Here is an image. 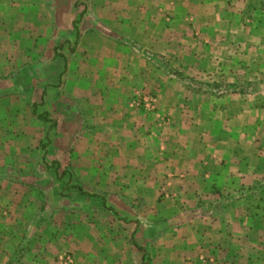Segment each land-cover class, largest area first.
Returning <instances> with one entry per match:
<instances>
[{
	"label": "crops",
	"instance_id": "obj_1",
	"mask_svg": "<svg viewBox=\"0 0 264 264\" xmlns=\"http://www.w3.org/2000/svg\"><path fill=\"white\" fill-rule=\"evenodd\" d=\"M78 3L0 0V264H59L64 253L77 264H258L246 202L263 199L264 132L246 127L250 116L264 121V32L260 41L244 21L233 51V37L216 34L228 26L230 0ZM235 52L237 64L228 60ZM215 60L255 79L226 94L227 112L211 110L215 95L200 78L216 74ZM190 74L204 91L195 93ZM154 85L149 113L135 96ZM40 92L56 123L47 131L57 143L52 164L38 153L42 136L28 153L19 146L32 136L29 120H41L32 109ZM245 187L257 191L246 198ZM236 192L247 216L224 211ZM208 202L214 212L199 208Z\"/></svg>",
	"mask_w": 264,
	"mask_h": 264
},
{
	"label": "rangeland",
	"instance_id": "obj_2",
	"mask_svg": "<svg viewBox=\"0 0 264 264\" xmlns=\"http://www.w3.org/2000/svg\"><path fill=\"white\" fill-rule=\"evenodd\" d=\"M230 1H232V6L230 7V10L227 11V14L226 15L224 14V17H227L228 26L224 25V26H220V27L216 28V29H218V30H216L217 31L216 34H218L220 36H227L228 38L233 37V39H232V47L236 49V50H233V51H238L239 47H240L239 46L240 43H239L238 37H239L240 34L241 35L244 34V28H242V24H243L244 21H246L248 23L247 30L253 29V31H252L253 33L250 31V33H252L251 35L255 36V35H259L260 34L258 36V38L260 39V41L262 40L261 34L264 32V24L259 23V26H256V27H253V28H251L249 25L252 22L255 24V21L257 19L258 20L262 19V18L264 19V0H230ZM78 2H79V0H76V4L79 6ZM237 8H240V9L238 10ZM232 23H235V24L231 26L230 24H232ZM241 29H243V33H242ZM254 30L257 31V33H255ZM247 37H249V36H247ZM251 40H252V42L255 41L254 38H252ZM218 45L216 47H218ZM57 46L58 47H56L55 56H56V58L59 59V62L57 64V69L59 70V73L57 75L56 82H57L58 78H60L61 75H62V63H61L62 62V57H60V56H62V44H60V45L58 44ZM65 46H66V44L65 45L63 44V48ZM67 47H68V45H67ZM243 48H248V47L243 45ZM57 55H59V56H57ZM235 58H238V53L237 52H235V55L232 57V59L228 58V60H233V62L235 64H237L238 60H236ZM262 58H263V56H261L259 61H261ZM215 61L216 62L213 65V67H214V72H215V68H216V72H215L216 74L214 76L207 74V76H206L204 74V72L206 73L207 71L204 70V72L202 73L203 75H201L200 78L208 80L207 83H206V85L208 86V89H206L207 90L206 93H211V94L215 95V97H214L215 98V102L212 101V103H214L213 106H215V107H214V109L211 108V110L212 111L215 110L214 113H217L216 110H218V109L220 111L227 112L228 108L224 109L225 106H224V108H222V102H225V100L228 98V96L226 94L229 93V95H230V94H233V92H237V87H239V82H241V84H242V81H243V86H244L245 83L246 84L247 83H250V84L255 83V79H254V75L253 74L249 75V73H251L250 69H247L246 73H247L248 77L245 80L244 79V74L245 73H243V74L240 73L238 65H235V64L232 63L231 64V66H232L231 68H230V66L224 67L223 64L227 65L229 63V61H225V60H222V61L215 60ZM221 63H223V64H221ZM253 63H254V60L252 61V66H253ZM235 66L237 67V69H236ZM247 68H249V65L247 66ZM261 71H262L261 69L257 70V72L260 73V76H262ZM44 74H45V72H44ZM190 75H192V76H190V78H192V80L194 79L195 81H192V82L189 81V80H186V81L191 86H194L195 88L199 89V90L197 89V92H195V93H201V91H204V90H202V87L199 86V85L204 84V81H197L198 78H196V76H198V74L196 76L194 74H190ZM239 76H241V80H240ZM249 77L251 78L252 81L251 80L248 81ZM212 78H215V79H212ZM260 78H261V80L264 81V76H263V78L262 77H260ZM231 83L232 84L237 83L238 85L233 87V86L230 85ZM152 84H154V83H152ZM209 85H214V89L213 90H209L210 89ZM263 85H264V83H263ZM154 86L155 87H153V88H151L150 86H149L150 88L149 87L147 88V86H143V87H141L142 89L137 91L136 96H135V101H136L137 107L139 106V104H138L139 101L138 100H139V98H141V96L143 97V96L149 94V95L154 96V98L156 100V95H155L154 91H156L155 88L157 86L156 85H154ZM207 86H205V88ZM217 87H219L220 89H218ZM231 90H233V91H231ZM43 92L45 93V90ZM41 94H42V92H40L39 93V97L36 98V102H35L36 105L33 104V107H32L34 114L35 115L37 114L38 116L41 115V114H45L46 115L47 114L46 113L47 112V107H49V108L51 107L50 105H46V100L44 99L45 100L44 101L43 97L41 98ZM58 97H59V94L56 93V95L54 96V100H57ZM62 101H63V99L60 100V102H62ZM230 103L234 105V101H230ZM155 105H156V103H155ZM55 107H56L55 111L59 112L60 107H58V105H55ZM155 111H156V109H155ZM155 111L154 112H149V113H155ZM31 113H32V110H31ZM52 116H55V115H52V113H50V118H52ZM208 116H212V114L208 113ZM215 118H216V122H214V124H213V122H211L212 121L211 117L209 119L210 123H212L213 126H215L214 130H222V127H220L221 123L219 122V119L221 117L219 116V118H217V116H215ZM250 118H252V120H250V122L251 121L252 122H251V124H248V126L246 127L247 130L248 131H263L264 132V121H263L262 124L254 123V120H253L254 116H250ZM49 126H50V122L42 121V120L37 122V120H33V118L30 119L29 123H27L26 128L24 127V130H25L24 131L25 132L24 135H32V136H30L28 138L27 137L20 138L19 140L21 142H23V145H19V146H22L24 148V153H28V152H26L27 149L36 148L38 146L37 148H39V152H38L39 154H41L42 151L46 152V155L44 156V158H46L45 162H48V163L52 164V163H56L57 162V161H55V159L52 160V156H53V152L52 151L56 152L57 143H56V141L54 139L51 140L50 142L47 139L48 135L50 136V134H52V133H47V131L50 130V132H52V130H55V127L49 128ZM67 126H68V124H67ZM235 127H236V129H238L239 128L238 124ZM21 130L22 129L19 128L17 131L20 132ZM35 136H42V139L39 141L40 144H38V145H37L38 139ZM258 136H259V140H257V143L259 144L258 147H260V151L263 152L264 151V134H262V135L259 134ZM44 144H46V145L43 146ZM209 145H210V143H209ZM63 146H64V144H61V148H63ZM16 158H17L18 161H22L23 160L22 158H20V156L18 154H16ZM27 158H30V157H27ZM27 158H24V159L26 160ZM261 168H262V179H263L264 178V167H261ZM179 177H182V176L180 175ZM254 190H255L254 188L245 187L243 194L246 196V198L250 197L253 194ZM256 191L257 190H255V192ZM261 193H262L263 199H262V202L259 203V205L255 206V205L251 204L249 201L246 202V207L248 208V211L250 212V213H248V215H250V220H247V221H248L249 225L252 227L250 229L251 231L250 230H246L247 233H248V238H249L248 241L251 242V244H252V245H249V252L252 254L251 256H254V258H256L258 260V264H262V262L264 261V233H262V230L264 231V187L261 189ZM229 194H231V193H229ZM239 194H242V193L236 192L235 194L230 195L231 198L228 199L230 202L226 204V205H229V206L227 208H225V210H224L226 214H228V215L236 214L237 213V209L244 211L243 208L245 207V204L236 199V197ZM204 205H205V203L204 204L203 203L200 204L199 208L204 209V210H206L209 213L211 211L214 212V209H216V207L218 206V205L214 206V209H213L212 208V204L209 203V202L206 204L207 206H204ZM193 206L194 205L191 204L190 202H184L183 204H181L180 207H182L183 211L186 210L188 212H192ZM219 207H221V206H219ZM247 208H246V210H247ZM252 208H253V210L255 212V216H256L255 219H254V216L252 215V213L250 211V210H252ZM241 213L244 214L245 211H244V213L243 212H241ZM245 214L247 216V213H245ZM190 216H192V215H190ZM190 216H188V217H190ZM184 221L188 222V224H190V222H189L190 220L189 219H185ZM253 225H258V227L260 228L258 232L252 231L253 230ZM249 233L251 235H249ZM251 240H254V242L251 241ZM246 255L248 257V253ZM248 261L250 262V258L249 257H248ZM75 262H76V260H75ZM241 264H245V263H241ZM249 264H254V262H250Z\"/></svg>",
	"mask_w": 264,
	"mask_h": 264
},
{
	"label": "built area",
	"instance_id": "obj_3",
	"mask_svg": "<svg viewBox=\"0 0 264 264\" xmlns=\"http://www.w3.org/2000/svg\"><path fill=\"white\" fill-rule=\"evenodd\" d=\"M138 104L139 106L147 111V112H154L156 109V105H155V98L152 95H145V96H141V98H139L138 100ZM59 264H77L75 262L74 257L69 254V253H64L60 258H59Z\"/></svg>",
	"mask_w": 264,
	"mask_h": 264
},
{
	"label": "trees",
	"instance_id": "obj_4",
	"mask_svg": "<svg viewBox=\"0 0 264 264\" xmlns=\"http://www.w3.org/2000/svg\"><path fill=\"white\" fill-rule=\"evenodd\" d=\"M47 115V114H46ZM45 114H41L39 115L38 117L42 120V121H47V122H50V126L49 128H52V127H55L56 123L54 121H48V115L46 116ZM49 141V139H48ZM46 144H44L43 146H45Z\"/></svg>",
	"mask_w": 264,
	"mask_h": 264
}]
</instances>
